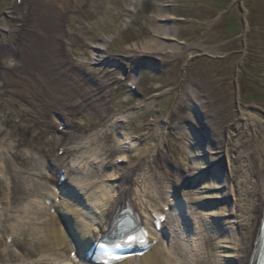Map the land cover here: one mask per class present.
<instances>
[{"label":"rangeland","instance_id":"rangeland-1","mask_svg":"<svg viewBox=\"0 0 264 264\" xmlns=\"http://www.w3.org/2000/svg\"><path fill=\"white\" fill-rule=\"evenodd\" d=\"M137 6L132 17L125 0H104L99 8L84 9L86 13H100L106 20L103 28L91 20L85 23L94 35L107 40L110 56L90 66L80 62L76 71L85 80L84 88L107 81L100 96L102 109L86 107L68 115V108L51 98L49 112L43 113L39 108L43 96L37 88H33V95L25 93L28 98L18 99L22 105L7 108L17 113L14 118L18 125L25 126L26 133L21 137L24 145L20 150L11 151L18 153L16 159L1 148L4 143L14 145L16 136L0 139V215L5 213L0 219V264H37L42 259L50 264H67L69 260L71 264H84L69 251L52 256L31 247L26 242L28 233L15 240L7 226L21 223L26 229L39 231L46 243L44 230L59 227L45 215V198L52 200L56 212L64 209L76 215L74 220L87 225L96 218L94 204L113 196L119 183L130 191L132 204L142 216L145 208L157 214L165 207L172 241L164 237L154 246H160L174 263L193 264L196 258L209 264H240L233 255H226L231 250L223 248L230 247L223 241L236 235L230 229L220 234L224 226L219 224L236 227L232 207L240 186L230 174L234 164L240 165L235 159L237 153L251 148L255 176L261 171L258 158L264 137L259 139L248 131V142L233 149L228 135L237 136L238 123L247 119L264 121V0H140ZM13 12V0H0V28L7 25L4 15L15 22L8 28L18 27ZM161 13L177 19L160 21ZM82 16L83 12L77 18ZM156 24L176 30V41L167 43L180 46V55L166 57L163 62L145 56L133 59L128 48L141 37L145 41L153 39ZM3 36L0 31V39ZM16 52L9 58L20 61L22 56ZM70 56L79 59L83 54ZM6 99L7 94L0 90V108ZM33 116L36 123L30 127L28 120ZM178 124L183 127L177 129ZM57 126L58 134L64 127L71 132L64 136L61 148L54 143ZM197 143V150L202 151L200 165L212 162L218 170L200 178L195 190L202 184L223 183L225 192L220 199L200 201V195L188 189L185 171L193 161L187 153ZM80 147L72 155L67 150ZM61 162L67 167L66 174L63 171L66 189L57 182ZM135 163L148 170L129 175ZM90 184L94 187L87 193ZM176 201L186 212L192 211L196 220L191 222L199 227L195 235H191V228L179 225ZM214 207H218L216 216L221 217L207 215L212 211L206 210ZM68 226L72 234H77L71 221ZM131 263L141 264V260L132 258Z\"/></svg>","mask_w":264,"mask_h":264},{"label":"bare ground","instance_id":"bare-ground-1","mask_svg":"<svg viewBox=\"0 0 264 264\" xmlns=\"http://www.w3.org/2000/svg\"><path fill=\"white\" fill-rule=\"evenodd\" d=\"M126 1V10L132 17L137 13L135 10L140 0ZM102 3H104V0H13V13L16 16L18 27L8 28V25L15 22L7 20L8 15H4L7 25L4 28H0L4 35L0 39V90L2 93L7 94V99L3 104L4 107L0 108V113H4V116H0V139L16 136L17 141L14 145L4 143L1 147L3 151H18L24 145L21 137L26 133V128L24 125L17 124L14 118L17 113L7 111V108L22 105L18 99L20 97L28 98L29 95L25 94L28 92L33 95V88L41 91V96L43 97H41L39 108L43 113L49 112L52 101L57 99L63 103L65 108H68L66 110L68 115L70 113L75 114L86 107L96 108L97 106L100 109L103 108L104 101L100 102V96L103 94L102 90L107 82L98 83L92 88H84V83L82 82L85 80L76 74L77 69L82 65L80 62L90 66L94 62L99 63L105 60L110 52L107 47V40L94 35L92 27L85 23L87 20H91L97 27L103 28L105 26L106 20L100 16V13L97 14L91 11L86 13L84 10L86 7L95 6L99 8ZM82 12L85 16L77 18L79 13ZM159 19L160 21L175 20L177 17L161 13L159 14ZM80 20L83 22L80 23ZM152 21H155L153 17ZM153 31V39L145 41L141 37V39H137L138 41L135 40L136 42L128 48L133 59L135 58L136 60V57L145 56L157 60L160 59L163 62L166 57H177L180 55V46L167 43V41H176V30L156 24L153 27ZM86 48H90L91 51L86 53ZM14 49L17 54H21L22 58L20 61L10 59L13 57ZM124 50H127V48ZM81 52L83 56H79ZM71 54L78 55L79 59L71 58ZM90 56L93 59H89L88 57ZM9 59L11 60L10 64L8 63ZM132 84L134 85V82ZM74 96L77 97L76 100ZM189 96L191 97V95ZM33 103L37 105L35 101ZM28 121L30 122V127H34L36 123L35 117H30ZM181 127L183 126L176 125L177 129H181ZM58 128L57 126L53 132L54 143L61 148L65 139L64 136H70L71 132L64 129V127L62 132L58 134ZM237 131V136L233 135V133L228 135V144L233 149L241 148L242 144L248 142V136H246L248 131H252L254 137L256 136L259 139L264 137V121L257 118L247 119V122L238 123ZM47 143L50 145V141ZM35 146L33 144L32 148H35ZM197 146L198 143L197 145L192 144L191 150L187 153L189 159L191 158V162L193 161L189 171H185V174L188 173V175L184 178L185 180L189 179V190H195L198 185L197 181L200 178L203 179L208 172L218 170L212 162L200 165L199 161L201 160L198 159H200L202 151L197 150ZM81 149L82 147L68 148L67 150L72 155ZM261 152L258 158L261 171L260 175L257 176H255V171L252 169V149L246 147L245 150L237 153V158L235 159L240 161V165L236 166L234 164L230 174V179L233 182H237L240 186L237 201L232 207V212L236 213L232 223H235L234 226L236 227L219 229V233L224 234L227 229L231 228V231L236 235L235 242V239L232 238L224 240L223 243L229 244L230 247L224 246L223 248L232 250L227 251L226 255H233L235 259L239 260L240 264H251V257L256 249L255 242L259 227L261 220L264 218V148L261 149ZM11 155L15 159L19 158L17 152H11ZM55 158H57L56 155ZM59 168L67 172L64 162L59 163ZM146 170H148V167L145 165L135 163L132 166L131 173H144ZM221 184L223 183L202 184L197 191L195 190L197 195H200L198 200L220 199L225 192ZM91 187L93 188L94 184L86 187L88 189L87 193L92 189ZM113 193V196H109L104 202L95 205L94 209L99 218L95 221V225L98 226L93 230L91 229L93 222L88 225L89 228H86L87 225L83 221L77 218V220H74L76 215L74 216L68 211L64 213V209L59 216L58 214L56 215V221L63 216L69 224L71 221V226L76 228L79 241L76 249L80 251L81 255L88 251L98 238L104 235L111 225L115 214L121 211L129 201V190L125 186L117 185ZM215 211L217 210H213L207 215L213 217L215 213H218ZM3 215L4 213L0 217L2 218ZM50 215L51 220L55 218L54 214L51 213ZM82 215L84 216L85 214ZM7 230L15 236V239H19V237L25 236L24 233H28L30 238L32 237L33 239L27 242L33 243L35 247L40 243L39 232L37 231V233L34 229H26L21 223H16V225L10 223ZM49 235L50 232L46 236L48 237ZM194 262L195 264H207L200 260H195ZM143 264L174 263L170 260L167 261L166 258H158L154 254H150L143 258Z\"/></svg>","mask_w":264,"mask_h":264}]
</instances>
